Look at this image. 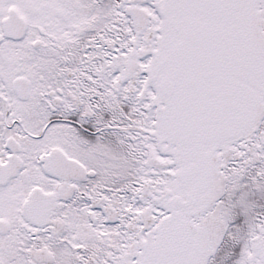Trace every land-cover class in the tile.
Instances as JSON below:
<instances>
[{"label":"snow or ice","instance_id":"obj_1","mask_svg":"<svg viewBox=\"0 0 264 264\" xmlns=\"http://www.w3.org/2000/svg\"><path fill=\"white\" fill-rule=\"evenodd\" d=\"M0 264H264V0H0Z\"/></svg>","mask_w":264,"mask_h":264}]
</instances>
